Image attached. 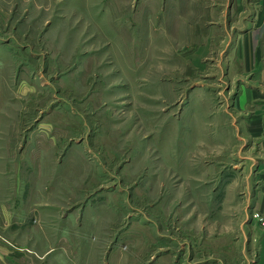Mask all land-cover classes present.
Segmentation results:
<instances>
[{
	"label": "rangeland",
	"instance_id": "374dc122",
	"mask_svg": "<svg viewBox=\"0 0 264 264\" xmlns=\"http://www.w3.org/2000/svg\"><path fill=\"white\" fill-rule=\"evenodd\" d=\"M246 35L264 0H0V264H257Z\"/></svg>",
	"mask_w": 264,
	"mask_h": 264
},
{
	"label": "crops",
	"instance_id": "0c3cea01",
	"mask_svg": "<svg viewBox=\"0 0 264 264\" xmlns=\"http://www.w3.org/2000/svg\"><path fill=\"white\" fill-rule=\"evenodd\" d=\"M259 38V37H258ZM254 38L253 35L244 36V44H242V39L238 43V56L234 59V64L231 67V70L234 69V66L239 67L238 59H242L244 69L251 72V78L248 80H242L238 84L240 91H237L235 104L242 110L245 107H248L252 112L250 117L251 124V135L259 136L264 134V54L262 44L260 45V40ZM234 54V52H230ZM248 108H245L248 110ZM262 189L256 192V202L255 204L261 201L260 195L263 194L264 184L262 183ZM259 195V196H258ZM262 203H264V196L262 198ZM264 241V238L263 240ZM257 264H264V247L261 246L259 252V258Z\"/></svg>",
	"mask_w": 264,
	"mask_h": 264
}]
</instances>
